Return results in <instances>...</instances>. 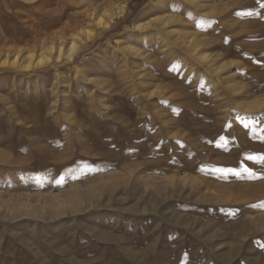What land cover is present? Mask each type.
Wrapping results in <instances>:
<instances>
[{
	"label": "rangeland",
	"instance_id": "374dc122",
	"mask_svg": "<svg viewBox=\"0 0 264 264\" xmlns=\"http://www.w3.org/2000/svg\"><path fill=\"white\" fill-rule=\"evenodd\" d=\"M0 264H264V0H0Z\"/></svg>",
	"mask_w": 264,
	"mask_h": 264
},
{
	"label": "bare ground",
	"instance_id": "6f19581e",
	"mask_svg": "<svg viewBox=\"0 0 264 264\" xmlns=\"http://www.w3.org/2000/svg\"><path fill=\"white\" fill-rule=\"evenodd\" d=\"M95 19H96V18H95ZM96 22H97V21H96ZM106 24H107V23H106ZM108 24H109V23H108ZM72 56H73V54H70L69 58H72ZM130 140H131L130 137H129V138H126V139H125L126 144H127V142H129ZM135 154H136V153H135ZM140 155H143V154L141 153ZM116 175H117V174H113L114 177H115ZM128 178H130V177H128ZM100 181H101V180H100ZM153 182H154V181H153ZM153 182H152V183H153ZM153 184H154V183H153ZM154 185L156 186V184H154ZM157 188H158V186H157ZM218 188H219V187H218ZM220 188H222V187H220ZM225 189H226V188H222V191H220V192H222V194H223V196H224L223 199H224L225 201L229 202V203L231 202V199L228 197V195L231 196V197L233 198L232 202H235L237 199H238L239 201H241V202H244V200L247 199V198H246V199H244V198H240V197H238V196H237L238 198H237V197L235 198L236 195H235V196L233 195V194H234V193L232 192L233 190L231 191V190H228V189L225 190ZM219 190H220V189H219ZM231 192H232V194H231ZM248 194H249V193H248ZM248 194H247V195H248ZM253 195H254V194H253ZM251 196H252V194H251ZM254 196H255V195H254ZM254 198H255V197H254ZM250 199L252 200V197H251ZM217 200H218V199H217ZM236 202H237V201H236Z\"/></svg>",
	"mask_w": 264,
	"mask_h": 264
}]
</instances>
